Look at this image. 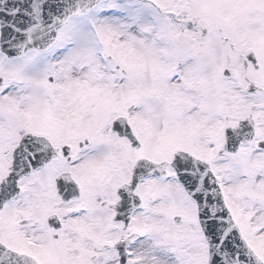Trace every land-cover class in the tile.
Wrapping results in <instances>:
<instances>
[{"label":"snow or ice","instance_id":"snow-or-ice-1","mask_svg":"<svg viewBox=\"0 0 264 264\" xmlns=\"http://www.w3.org/2000/svg\"><path fill=\"white\" fill-rule=\"evenodd\" d=\"M0 264H264V0H0Z\"/></svg>","mask_w":264,"mask_h":264}]
</instances>
